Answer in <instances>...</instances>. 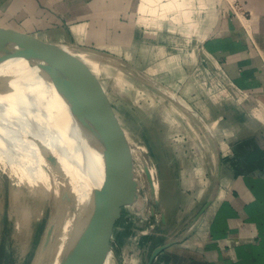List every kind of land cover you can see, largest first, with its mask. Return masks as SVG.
Instances as JSON below:
<instances>
[{
    "label": "crops",
    "instance_id": "obj_1",
    "mask_svg": "<svg viewBox=\"0 0 264 264\" xmlns=\"http://www.w3.org/2000/svg\"><path fill=\"white\" fill-rule=\"evenodd\" d=\"M27 1L30 19L25 20L27 24L22 23L25 27L35 30L44 15L46 22L55 23L44 35L29 34L36 39L59 44L72 40L80 46L107 48L105 51L115 56L126 53L125 62L135 68L138 67L133 61L136 65L146 64L149 55L139 46H177V57L163 60L167 65L175 62L174 66L164 65L163 70L173 72L172 77L179 82L194 83V90L189 86L181 91L185 97L188 92L205 95V101L186 104L189 110L183 108L186 113L176 102L174 105L167 101V105L178 111L177 115L187 130L199 137L200 149L204 150L203 164L197 158L193 160L200 188L199 194L189 199L187 210L197 208L201 200L206 202L215 188L214 200L194 234L182 237L186 234L183 232L157 255L153 264H264V0H240L247 14L244 21L235 18L225 2L219 4L216 0H21L20 3ZM0 29L4 30L1 26ZM58 30L59 35L53 34ZM73 53L90 71H101L107 77L115 72L120 74L110 54L76 50ZM156 66L148 64L144 69L148 68V75H154L158 71ZM198 71L204 78L199 86ZM214 79L216 90L212 86ZM166 91L163 92L168 94ZM214 95L221 99L219 107L207 101V97ZM228 107L235 116L225 112ZM216 109H220V114L215 113ZM108 127L114 136L120 135L126 141L120 129L112 124ZM213 142L214 148L210 145ZM138 151L156 183L157 195L160 183L145 156L146 148L140 147ZM209 157L213 160L210 164ZM165 172L170 174L168 169ZM179 173L181 189H190L191 180L185 167L181 166ZM207 173L214 175L211 189ZM175 186L176 182L172 190ZM164 207L162 214L166 220Z\"/></svg>",
    "mask_w": 264,
    "mask_h": 264
},
{
    "label": "rangeland",
    "instance_id": "obj_2",
    "mask_svg": "<svg viewBox=\"0 0 264 264\" xmlns=\"http://www.w3.org/2000/svg\"><path fill=\"white\" fill-rule=\"evenodd\" d=\"M20 2L21 0H0V26L4 30L8 28L11 31L22 32L19 30L22 29L25 34L42 32L40 35H44V31L55 25L54 22H46L44 15L41 17L43 23L41 22L35 30H29L22 24L25 20L30 19L28 17L29 1L23 4ZM194 3L198 4V2ZM58 33H60L59 30L54 31L53 34L57 35ZM71 44H74L72 40L62 42L63 49H66L65 52L75 55L73 52L76 50L81 53L80 50L72 48ZM82 47L110 54L122 60L120 64L116 59L112 61L114 67L119 71V75L115 72L107 77L101 71L94 72L88 69L97 89L96 94L103 104L105 121L109 126L112 124L113 127L120 129L126 138V141H121L120 145L116 146L119 154L117 160L118 188L115 199L118 201L119 207L107 215L105 246L101 251V260L97 264H145L152 248L163 242L168 236L175 235L177 237L186 232L184 236L182 235V237H186L190 232L194 234L196 231L194 229L203 224V216L207 208L202 211L200 209L205 200H201L198 207L191 210H187V203L190 198H195L199 194L200 186L193 169L195 164L193 160L197 158L198 162L203 164L201 151L204 150L200 149L199 137H194L187 130L180 119L181 116L179 115V118L177 115L178 111L168 106L167 101L174 104L178 99L184 105H194L200 99L205 101V95L204 93L199 94V92L196 94L188 92L185 97L181 91L188 90L189 86H191V90H194V83L192 81L179 82L172 77L173 72L169 73L168 70H163L164 65L166 68L170 65L174 66L175 62L167 65L163 60L169 57L175 59L178 53L177 46H139L138 49L142 48L149 55L146 64L138 63L136 65L134 61L132 62L138 68H133L130 62L129 64L127 61L125 62L126 53L115 56L105 51L107 48L104 50L93 45H83ZM148 64L157 65L156 74L148 75L146 73L148 68H144ZM135 69L150 78V81L143 78V75L138 74ZM196 78V84L199 86L203 82V75L198 71ZM212 86L215 90L218 87L215 79ZM162 90L164 92L168 90L166 91L168 94ZM207 101H212L214 107H216L215 105L219 107L221 99L214 95L212 98L207 97ZM225 101L226 99L223 100V103H226ZM230 103L232 102L230 101ZM178 108L186 113L180 105ZM228 108L225 112L233 113L235 116L234 110L231 107ZM215 113L220 114V109H216ZM205 133L207 134L206 131ZM200 135L203 136L202 132ZM208 137L211 141V137ZM210 145L214 148V142ZM140 147L146 148L145 156L154 168L160 183L157 195L153 192V179L149 169L142 163L141 154L138 151ZM212 161V158L209 157V164ZM181 166L185 167L186 175L191 180L188 190H182L180 187L179 168ZM166 169L170 170V174L165 172ZM205 176L207 185L211 189V186L214 185V175L207 173ZM0 179V264H33L45 233L49 215L56 202L52 187H41V195L46 191L42 196H46L47 202L40 218L34 222L30 246L22 252L21 241L17 246H14L10 236L12 227L11 221L8 219L11 203L8 201L12 198L10 181L4 173H0ZM175 182V190H172ZM18 201L21 207L25 196H19ZM27 205H29L28 202ZM163 206H165L166 220L162 217ZM23 208H21L22 212H24ZM4 245L7 247L6 251Z\"/></svg>",
    "mask_w": 264,
    "mask_h": 264
},
{
    "label": "bare ground",
    "instance_id": "obj_3",
    "mask_svg": "<svg viewBox=\"0 0 264 264\" xmlns=\"http://www.w3.org/2000/svg\"><path fill=\"white\" fill-rule=\"evenodd\" d=\"M110 132L117 162L116 146L125 140ZM94 158L70 111L51 86L31 69L0 63V173L10 181L8 219L14 246L21 241L22 252L30 246L34 222L47 202L41 187L51 186L56 200L55 235L38 249L33 264H61L70 251L88 192L100 185ZM60 185L68 194L64 207L56 212ZM19 196H25L21 207Z\"/></svg>",
    "mask_w": 264,
    "mask_h": 264
},
{
    "label": "water",
    "instance_id": "obj_4",
    "mask_svg": "<svg viewBox=\"0 0 264 264\" xmlns=\"http://www.w3.org/2000/svg\"><path fill=\"white\" fill-rule=\"evenodd\" d=\"M71 46L80 51L96 52L94 49L76 44ZM63 47L62 44L36 39L29 34L0 29V63H16L42 77L68 108L82 138L95 155V169L97 176L101 177V182L99 186H92L88 192L72 247L61 264H97L101 260V251L105 246L107 215L119 207L115 199L118 188V164L109 125L103 117V104L96 94L97 89L90 71L73 54L65 52ZM108 56L117 59L112 55ZM136 72L143 75L138 70ZM142 77L150 81L145 75ZM175 102L189 111L178 99ZM67 194V188L60 185L57 196L59 206L56 212L64 207ZM214 194L215 188L200 211L210 205L214 200ZM54 216L55 212L52 211L40 247L47 246L55 235L54 224L57 223ZM180 236H171L164 243L156 245L145 264H153L157 255L176 242Z\"/></svg>",
    "mask_w": 264,
    "mask_h": 264
},
{
    "label": "built area",
    "instance_id": "obj_5",
    "mask_svg": "<svg viewBox=\"0 0 264 264\" xmlns=\"http://www.w3.org/2000/svg\"><path fill=\"white\" fill-rule=\"evenodd\" d=\"M219 4L221 2H225L229 9L232 12V15L235 18L240 19L241 21H244L246 19V12L243 10L242 3L240 0H216ZM217 3V4H218Z\"/></svg>",
    "mask_w": 264,
    "mask_h": 264
},
{
    "label": "flooded vegetation",
    "instance_id": "obj_6",
    "mask_svg": "<svg viewBox=\"0 0 264 264\" xmlns=\"http://www.w3.org/2000/svg\"><path fill=\"white\" fill-rule=\"evenodd\" d=\"M3 247H4V250L6 251V250H7V247H6V245H4ZM0 258H1V255H0Z\"/></svg>",
    "mask_w": 264,
    "mask_h": 264
}]
</instances>
